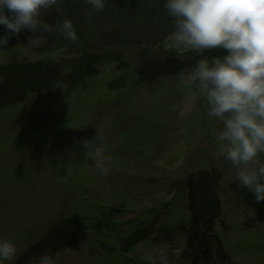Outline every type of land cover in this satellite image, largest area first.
<instances>
[{
	"label": "rangeland",
	"instance_id": "374dc122",
	"mask_svg": "<svg viewBox=\"0 0 264 264\" xmlns=\"http://www.w3.org/2000/svg\"><path fill=\"white\" fill-rule=\"evenodd\" d=\"M45 40L35 36L0 49V66L38 60ZM166 46L181 50L172 36ZM123 59L136 61L129 53ZM126 72L106 63L83 86L50 88L0 109V236L15 243L14 264L59 216L71 215L88 238L58 252L56 264H146L144 253L159 247L166 248L168 264L184 262V194L168 186L201 169L220 177L222 214L214 228L229 264L264 263V222L256 221L239 194L235 169L217 156L219 123L207 117L203 100L179 76L109 91L108 82ZM13 78L0 73V81ZM105 118L111 160L101 174L85 156L82 140L94 138ZM159 209L166 210L159 222L170 238L152 235L122 252L121 240Z\"/></svg>",
	"mask_w": 264,
	"mask_h": 264
},
{
	"label": "trees",
	"instance_id": "16d2710c",
	"mask_svg": "<svg viewBox=\"0 0 264 264\" xmlns=\"http://www.w3.org/2000/svg\"><path fill=\"white\" fill-rule=\"evenodd\" d=\"M88 8L84 0H60L56 8L42 14L44 21L52 25L53 31L38 30L32 34L28 29H22L9 36L3 49L24 44L35 36L46 40L39 48L41 58L38 60L0 66L3 77H14L10 82L0 81V109L23 101L27 96L59 88L57 85L68 89L83 86L106 63L114 62L116 69L127 70L108 82V90L115 91L156 78L178 76L201 55H224L226 51L217 47L198 54L166 46L173 28L163 8V0H106L103 11L90 15L87 14ZM65 17L72 20L77 30L79 40L75 43L55 32V24ZM0 35H8L2 25ZM59 53L62 55L53 56ZM125 53L135 56V63L124 60ZM20 77L26 78V82L22 83L18 79ZM219 181L215 170L201 169L185 174L179 182L168 186L184 194L186 216L179 227L183 230L185 247L182 254L184 262L180 264L230 262L229 253L214 228L222 214ZM239 194L243 195L256 221L264 222V201L257 202L254 194L244 186ZM165 205L167 203L162 208ZM162 210H156L152 217L139 221L132 233L121 240L122 252L129 251L152 235L163 241L170 238L172 232L159 222ZM87 238L84 225L75 215L59 216L41 239L23 251L18 264H33L38 255L45 251L55 256L60 251L76 249Z\"/></svg>",
	"mask_w": 264,
	"mask_h": 264
},
{
	"label": "clouds",
	"instance_id": "9594fccd",
	"mask_svg": "<svg viewBox=\"0 0 264 264\" xmlns=\"http://www.w3.org/2000/svg\"><path fill=\"white\" fill-rule=\"evenodd\" d=\"M87 14L101 12L106 0H84ZM60 0H0V25L8 35H0V49L10 35L28 29L53 31L42 14L56 8ZM172 22V40L186 51L203 53L222 48L224 55H201L178 76L186 81L206 106L207 117L219 123L215 130L216 154L235 169V181L264 201V0H163ZM55 32L73 43L79 40L71 19L55 24ZM30 42V41H29ZM57 87L60 88L59 85ZM108 118L95 127L94 138L82 140L84 154L96 170L107 174L111 157L107 154L103 129ZM15 243L0 236V264H14ZM146 264H168L164 247L143 256ZM33 264H56L45 251Z\"/></svg>",
	"mask_w": 264,
	"mask_h": 264
}]
</instances>
